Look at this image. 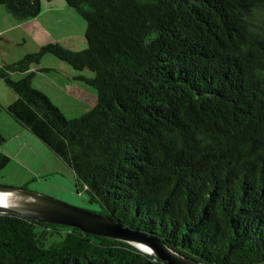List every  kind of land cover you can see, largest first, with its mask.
Returning <instances> with one entry per match:
<instances>
[{
    "label": "trees",
    "instance_id": "16d2710c",
    "mask_svg": "<svg viewBox=\"0 0 264 264\" xmlns=\"http://www.w3.org/2000/svg\"><path fill=\"white\" fill-rule=\"evenodd\" d=\"M43 1L0 5L21 21ZM63 1L85 20L87 48L47 44L0 66L15 96L6 113L72 170L92 211L205 264H264V0ZM45 53L94 74L82 78L93 108L66 119L31 86ZM9 161L0 152V171ZM0 264L167 263L0 213Z\"/></svg>",
    "mask_w": 264,
    "mask_h": 264
},
{
    "label": "rangeland",
    "instance_id": "374dc122",
    "mask_svg": "<svg viewBox=\"0 0 264 264\" xmlns=\"http://www.w3.org/2000/svg\"><path fill=\"white\" fill-rule=\"evenodd\" d=\"M0 12L4 14H0V28L9 27L4 34L0 33V66L20 60L47 44H59L71 51L87 48L86 22L63 0L43 1L39 15L27 20H16L1 5ZM16 21H20L19 24ZM30 71L34 72L31 86L44 93L66 119L81 116L97 103L96 89L82 80L94 77L88 69L75 70L53 54L45 53L39 64L31 65ZM22 77L20 73L11 75L13 81ZM7 94L12 93L0 80V130L5 133L9 131L7 121L15 123L2 109ZM12 140L8 143L11 144ZM27 143L29 152L34 153L37 149L30 142ZM39 143L42 151H37L36 155L40 166L36 160L19 164L15 157H9V164L0 171V184L11 187H23L25 184L30 191L92 210L85 194L74 190L72 170L44 143L40 140Z\"/></svg>",
    "mask_w": 264,
    "mask_h": 264
},
{
    "label": "water",
    "instance_id": "95a60500",
    "mask_svg": "<svg viewBox=\"0 0 264 264\" xmlns=\"http://www.w3.org/2000/svg\"><path fill=\"white\" fill-rule=\"evenodd\" d=\"M0 213L74 227L85 233L128 243L167 264H205L180 254L159 238L133 231L116 219L30 191L0 184Z\"/></svg>",
    "mask_w": 264,
    "mask_h": 264
},
{
    "label": "crops",
    "instance_id": "0c3cea01",
    "mask_svg": "<svg viewBox=\"0 0 264 264\" xmlns=\"http://www.w3.org/2000/svg\"><path fill=\"white\" fill-rule=\"evenodd\" d=\"M0 14L4 16L2 12H0ZM19 22L20 21H16V24H19ZM8 29L9 27H1L0 33L4 34ZM14 99V95L7 94L4 100L6 104H2V109L5 110V108L9 104H11ZM15 124L16 123H13L12 121H7L9 131L5 133V131L3 132V130H0V133L5 138V142L0 145V152L6 154L10 158L15 157L19 164L26 163V161L32 162L33 160H36L38 162V165L40 166V161L36 155L37 151H42V146L39 143V139H37L30 131L23 128H19L18 125ZM11 139H13L12 143L9 144L8 142ZM24 141L30 142L32 145H34L37 150H35L34 153L31 154L29 152V144L27 142L24 143ZM46 152L49 153V151Z\"/></svg>",
    "mask_w": 264,
    "mask_h": 264
}]
</instances>
